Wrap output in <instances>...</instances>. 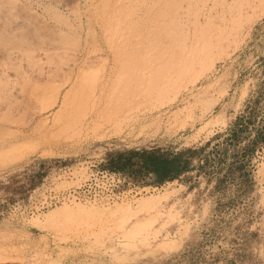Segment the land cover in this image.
Returning a JSON list of instances; mask_svg holds the SVG:
<instances>
[{
    "label": "rangeland",
    "instance_id": "1",
    "mask_svg": "<svg viewBox=\"0 0 264 264\" xmlns=\"http://www.w3.org/2000/svg\"><path fill=\"white\" fill-rule=\"evenodd\" d=\"M262 129L264 0H0V264H264Z\"/></svg>",
    "mask_w": 264,
    "mask_h": 264
},
{
    "label": "trees",
    "instance_id": "2",
    "mask_svg": "<svg viewBox=\"0 0 264 264\" xmlns=\"http://www.w3.org/2000/svg\"><path fill=\"white\" fill-rule=\"evenodd\" d=\"M255 143H264V129L257 131ZM195 154L190 149L178 153L158 149L112 152L107 156L105 167L111 173L127 174L137 181L153 177L157 187L179 180L191 171Z\"/></svg>",
    "mask_w": 264,
    "mask_h": 264
},
{
    "label": "bare ground",
    "instance_id": "3",
    "mask_svg": "<svg viewBox=\"0 0 264 264\" xmlns=\"http://www.w3.org/2000/svg\"><path fill=\"white\" fill-rule=\"evenodd\" d=\"M64 99V98H63ZM66 101V100H65ZM61 103V102H60ZM61 105H63V104H61ZM120 112V111H119ZM125 113H126V111H125ZM130 113V112H129ZM125 121V120H124ZM118 123V122H117ZM120 125H121V123H119ZM118 124V125H119ZM120 125H119V127H120ZM102 126V125H101ZM118 209V208H117ZM115 210V209H114ZM119 210V209H118ZM114 213H115V211H113ZM118 212V211H117ZM77 213V212H76ZM79 213H82V211H80V212H78V214L77 215H79ZM69 214H71V213H69ZM72 214H73V212H72ZM54 216V215H53ZM73 216V215H72ZM47 217V216H46ZM76 218H77V216H76ZM50 219H51V217H50ZM50 219H48L49 221H50ZM39 221V220H38ZM50 225V224H49ZM60 226V225H59ZM63 229V228H62ZM133 229V228H132ZM60 231V230H59ZM171 245V244H170ZM3 254H4V252H3ZM4 256V255H3ZM3 256H0V257H3ZM6 256V255H5ZM4 261V260H3ZM1 262V261H0Z\"/></svg>",
    "mask_w": 264,
    "mask_h": 264
},
{
    "label": "crops",
    "instance_id": "4",
    "mask_svg": "<svg viewBox=\"0 0 264 264\" xmlns=\"http://www.w3.org/2000/svg\"><path fill=\"white\" fill-rule=\"evenodd\" d=\"M186 174H188V173H186ZM186 174H185V175H186ZM183 176H184V175H183ZM183 176H182V177H183ZM182 177H181V178H182Z\"/></svg>",
    "mask_w": 264,
    "mask_h": 264
}]
</instances>
